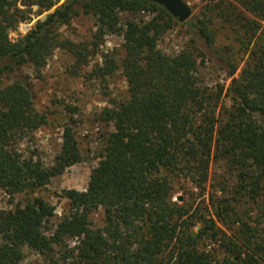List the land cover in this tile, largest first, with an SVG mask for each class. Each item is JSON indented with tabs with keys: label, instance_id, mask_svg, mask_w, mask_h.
Instances as JSON below:
<instances>
[{
	"label": "trees",
	"instance_id": "trees-1",
	"mask_svg": "<svg viewBox=\"0 0 264 264\" xmlns=\"http://www.w3.org/2000/svg\"><path fill=\"white\" fill-rule=\"evenodd\" d=\"M200 1L179 25L150 0H0V193L25 196L0 209V264H19L24 248L39 257L35 264H264V0ZM45 13L22 38L9 39L19 24ZM79 14L94 20L87 44L61 33ZM120 14L130 16L123 27ZM178 25L190 43L164 56L157 43ZM115 34L121 57L102 55L89 76L120 71L127 96L99 114L112 132L98 166L85 191L61 193L68 213L54 223L55 208L35 194L81 154L68 125L50 166L12 147L11 132L47 122L23 68L39 78L56 50L71 55L74 68L87 66ZM220 37L228 43L218 46ZM211 62L231 79L225 93L199 74ZM223 97L229 105L221 111ZM210 162L222 171L202 205ZM179 191H188L181 205L173 201ZM98 212L101 226L93 221Z\"/></svg>",
	"mask_w": 264,
	"mask_h": 264
},
{
	"label": "rangeland",
	"instance_id": "rangeland-1",
	"mask_svg": "<svg viewBox=\"0 0 264 264\" xmlns=\"http://www.w3.org/2000/svg\"><path fill=\"white\" fill-rule=\"evenodd\" d=\"M191 8L192 15L196 14L202 2H186ZM47 13L36 17L32 16L30 22L19 24L15 31L9 33V39L16 41L26 35L37 20H43ZM120 26L123 27L130 19L128 14H120ZM141 20H149L148 14L138 15ZM180 25V24H179ZM176 26L167 32L157 43V50L164 56H176L190 43V36L185 28ZM62 36L75 44H87L95 33L94 20L81 14L74 17L68 28H61ZM228 42L223 37L217 40L218 46ZM122 38L120 35H108L99 48L95 57L89 60L88 65L74 68L75 62L71 55L64 51L56 50L47 60L40 77L36 78L30 66L23 68V74L28 76L33 88L34 106L37 112L46 118V124L40 128L27 130L18 129L9 134L12 147L23 157L39 160L46 166L53 163L55 156L60 152L61 136L65 126H71L77 140L81 162L70 167L62 175L51 179L49 184L38 191L35 196L41 197L55 208L56 223L58 218L68 213V202L61 198V193L66 190L83 192L88 186L90 176L96 170L103 153L105 140L108 133L112 132V123L101 122L99 114L105 108L112 107L124 100L127 96V86L120 71H116L110 78H90L92 69L102 66V55H122ZM118 58V57H117ZM241 62L233 78H238L244 66L247 55L241 58ZM199 74L209 87L219 85L224 87V93L229 87L230 78L218 69L215 63H205L198 68ZM229 105L227 98L223 97L220 102V110ZM222 111V110H221ZM222 167L210 162L209 181L206 185L205 203L208 205V194L214 180L220 176ZM188 190L191 191V189ZM196 192V191H194ZM25 200V196L9 198L0 193V209L10 210ZM188 200V191H179L173 197V201L181 205ZM199 199L196 205L201 203ZM93 221L96 226H101V212L94 215ZM75 240L66 242L68 248L75 247ZM24 258L19 264H35L39 257L28 250L23 249Z\"/></svg>",
	"mask_w": 264,
	"mask_h": 264
},
{
	"label": "water",
	"instance_id": "water-1",
	"mask_svg": "<svg viewBox=\"0 0 264 264\" xmlns=\"http://www.w3.org/2000/svg\"><path fill=\"white\" fill-rule=\"evenodd\" d=\"M164 8L178 24H184L192 16V11L189 5L183 0H150Z\"/></svg>",
	"mask_w": 264,
	"mask_h": 264
}]
</instances>
